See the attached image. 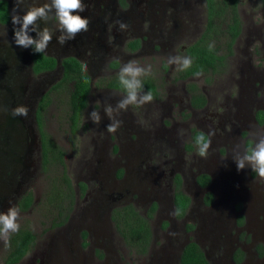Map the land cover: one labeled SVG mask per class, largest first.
<instances>
[{
  "label": "rangeland",
  "instance_id": "1",
  "mask_svg": "<svg viewBox=\"0 0 264 264\" xmlns=\"http://www.w3.org/2000/svg\"><path fill=\"white\" fill-rule=\"evenodd\" d=\"M152 2L158 6L160 2L168 4L170 0ZM133 7L138 5L133 4ZM237 13L240 32L229 48L222 24L210 35V43L217 48L218 54L224 55L222 65L215 73L180 80L177 77L179 64L167 63L169 56L183 57L186 45L201 33L205 20L203 0H186L183 18L166 29V33L163 32L172 38L170 42L156 40L161 44H155L154 49H150L146 42L141 51L122 56L116 72L130 58H134L131 61H136L141 68L146 69L151 65V75L142 79L143 82L153 81L155 89L152 102L139 108L132 105L126 111L114 113V118L123 121L116 133L102 131L103 125L106 128L109 125L102 118L100 124L91 121L90 113L93 110L100 113V110L104 112L105 107L109 106L106 104L102 110L96 99L80 113L76 129L71 132L66 90L58 89L53 92L50 104L41 113L40 127L33 124L29 135L36 136L42 131L63 149L64 175L67 181L60 168L43 165L40 152H33L31 163L25 169L26 178L16 187L17 175L12 179L11 172L17 170L5 167L3 162L8 156L0 152V189L16 188L17 191L21 190V194L29 192L32 198L30 206L20 210L17 222L20 228L33 233L34 240L16 264H149L152 253L168 245L167 235L178 232L176 240L182 242L186 236L181 229L182 224L194 225L195 219L196 224H199L198 236L207 234V228L212 227V241L219 242L217 250L209 251L207 239H201L204 240L203 249L213 264H230V254L237 244L249 253L240 264L261 263L253 256V246L249 240L252 234L254 241L264 244V180L258 178L250 168L243 170V176L248 183L253 182L259 188L263 186L260 191V206L247 205V225L245 221L238 238L228 219L223 221L217 217L214 219L216 222H209L210 211L205 212L202 217L204 224H201L202 220L193 218L195 210L191 211L184 222L173 220L167 186L170 172L180 171L184 178H188L190 172L195 170L194 166L211 162V156L216 153L217 148L228 149L233 142L241 152L239 155H243V147L247 142L252 146L253 142L258 143L264 138V123L258 125L254 121L255 112L264 111V13L260 10L259 0H239ZM138 31L136 27L135 33ZM190 84L194 88H190ZM193 92L203 95V105H189ZM118 96L124 98L123 95ZM222 122L224 123L221 125ZM217 123L220 127H217ZM192 129L207 134L209 131L214 132L210 154L206 158L198 155L197 148L193 147L188 138ZM224 132L227 134L224 135ZM220 158H223L222 154ZM189 166H193L189 171L177 170ZM125 167L129 169L126 170L125 180L129 184L134 183L129 187L125 186L129 191H139L142 186L140 184L145 185L144 189H149L146 181L155 183L154 175L157 171L165 174L161 180V189L156 193L164 197L156 199V209L149 218L153 233L150 252L142 255L127 247L109 217L111 209L117 206L131 204L142 215L150 207L147 198L153 197V191H139L138 199L135 198V193L132 194V199L128 193L119 201L112 198L114 193L107 189L115 181L112 173L117 177L121 176ZM247 173L250 176L248 174L247 177ZM136 183H140L138 187L135 186ZM79 184L84 186L83 190ZM15 193L11 191L7 198L0 201V213H6L9 207L15 206ZM245 193L252 194L250 191ZM240 204V199L234 201V214L239 212ZM226 208L224 204L219 211ZM240 210L243 211V208ZM212 214L214 215L213 212ZM228 217L231 219L230 214ZM168 220L172 223L171 227H168ZM164 223L166 224L163 225ZM246 228L249 231L247 238L243 240ZM168 231L173 233H167ZM191 231L192 229L187 239L196 240ZM171 246L169 243L170 248ZM6 253L7 246L0 241V264H4ZM170 254L175 255L174 249Z\"/></svg>",
  "mask_w": 264,
  "mask_h": 264
},
{
  "label": "flooded vegetation",
  "instance_id": "2",
  "mask_svg": "<svg viewBox=\"0 0 264 264\" xmlns=\"http://www.w3.org/2000/svg\"><path fill=\"white\" fill-rule=\"evenodd\" d=\"M43 2L44 0H25L24 7L26 8L33 3L38 5ZM82 2H84L86 10L79 13V15L84 18H89V31L77 34L75 39L65 41L63 46L57 43V37L60 33H54L52 41L50 42L48 49H46L47 54L42 53L45 57L53 60V65L52 67L35 71V55L32 53V48L24 49L18 47L13 40L14 26L11 23V12L15 0H0V5L4 3L7 13L6 20L0 21V30H3L5 27L7 29L6 38L0 37V106H3L5 109L0 111V152L8 156V159H5L6 164L3 162L5 167L8 168V170H17L14 173L11 172L12 179L14 175H17V180L15 182L16 187L26 178L25 169L29 167V164L31 163V155L33 152L38 154L41 149L40 134L37 133L36 136L29 135L30 127L33 124L38 126L37 115L39 114L41 116V113L50 104L53 92H56L58 89L66 90L68 99L69 89H72V86L75 83L73 77L69 81H63L64 65L62 64V61L71 58L76 60L81 66L84 63L87 64V71L83 69L88 78V89L85 95L86 103L80 110L79 116L94 99L100 102L98 105L102 110L106 104H109V106L115 109L118 102L122 99L118 95H123L124 90L122 87L109 86V84H119L118 72H116V70L121 64V57L125 56V54L131 55L141 51L146 42H148V47H150V49H154L155 44H157V46L161 44L160 41L156 40L161 39L163 43L170 42L172 38L167 34H163V32L166 33V29H169L175 23L180 22V19L184 16L186 8V0H170L168 4L160 2L158 6H155L152 0H82ZM259 3L260 10L264 13V7L262 6L261 0H259ZM133 4L138 5V7H133ZM203 6L205 20L202 31L206 24V0H203ZM238 6L239 0L237 2V9ZM23 14L24 13L21 11L20 15ZM118 20L123 21L128 25L126 31L119 30V26L115 23V21ZM37 23L41 28L45 26L41 21H38ZM53 23L55 22L53 21ZM136 27L139 30L138 33H135ZM29 35L33 39L37 38L36 33L34 32H30ZM196 39L190 41L186 47L195 42ZM183 56H187L185 49ZM133 59L134 58H130L129 61ZM179 72L181 71L177 70V77L180 80H186L196 76L193 75L181 78ZM144 83L155 84L151 80L150 82H143V84ZM143 91L147 90L143 89ZM152 93H154V91H152ZM42 103H45V105L40 107ZM190 103L191 102L189 101V105L191 106ZM20 105H25L29 109L26 118L13 117L11 115V110ZM89 109L90 108H88V111ZM99 114L104 121L108 123L111 122L105 112H101L100 110ZM79 116L77 119L78 122ZM254 121L258 124L256 119ZM223 123L224 122H222L221 125ZM263 123H259L258 125H263ZM216 125L217 127H220L219 123ZM102 131H106L105 125H103ZM189 134L188 138H190L193 147L197 148L196 144L192 142L191 133ZM225 134L227 133L224 132V135ZM205 135H207V133H205ZM226 137L229 138L228 135ZM244 142L245 138L242 142L243 145ZM250 147L251 143L249 144V142H247V145L243 147L245 150L242 153L244 154L246 149H249ZM240 153L238 146L232 142V144H229L228 149L227 147L224 149L222 148L221 150L217 148L216 153L211 156V162L201 163L202 165L196 167L194 166L195 170L190 172L188 178H184L180 171L176 173L170 172L167 186L170 191L169 203L172 211L171 218L173 220L184 222L185 219H188L191 211L195 210L193 218L202 220L201 224H204L202 217L205 212L210 211L209 222H216L214 219L217 217L223 219V221L228 219L235 230V237L238 238L239 232L243 229L245 221L247 225L249 216L247 214V205L256 204L260 206V191L263 188V186L259 188L253 182H247V179L243 176V170H248L247 167L240 171L237 170L233 157ZM221 154L223 155V158H220ZM192 168L193 166H189L188 168H180L177 170L189 171ZM126 170L129 169L125 167L122 175L118 177L115 176L114 172L112 173L115 181H113V186L107 188L111 189V192L114 193L115 196L112 198H117L119 201L128 193L130 199H132V194L135 193V198L138 199L140 197L139 191H153L154 193H151L153 197L147 198L148 204L151 205L153 202L157 204L158 201L156 199L164 197H161V195L158 194V196L156 195L161 189V180H163V177L165 176L164 173H160L159 171L155 173V183L152 181L145 182V184H149V189H144V184L136 183L135 186L137 187L139 184L142 185L139 187L140 190L135 191L136 189H132L129 191L125 186L127 185L129 187L130 184L134 185V183L129 184L128 180H125V177L127 176ZM201 174L206 176V181L203 185H200L196 181L197 176ZM248 174L249 173L246 174L247 177ZM176 175L179 177V190L189 198L188 205L181 218L175 217L172 206ZM247 188L248 190H246ZM11 191L16 192L14 197H11H13V203L17 207V201H19L26 193L21 194V190L17 191L16 188H11V190L6 187L0 189V201L7 198ZM246 191H250L252 194H246ZM206 196L210 197L209 203H205L204 201ZM239 199L241 200L240 208H243V211L239 208L238 210L240 213L235 210L236 212L234 214V201ZM244 200H246V202ZM120 204L121 203H119V205ZM224 204L227 206L226 210L219 211ZM228 211H230L228 215L230 214L231 219L227 215ZM195 220L193 221L194 225L191 223V232H193V235L195 234L194 236L196 237V240L192 241H194L202 250L208 264H213L212 260L208 258L206 250L203 249L202 242L204 240L201 241V239H207V243H205L208 250H217V244L219 242L214 243L215 240L212 241L214 235L211 234L213 232L212 227L207 228L208 235L202 234L201 236H198L197 229L199 224H196ZM167 224L169 225L168 227H171L172 223L168 220ZM185 228L186 225L183 223L181 229L186 236L182 242H177L178 240H176L177 237L175 235L178 232L173 233L172 231H168L167 233H173V235H167L169 236L166 240L168 245L163 246L159 251L152 253V257L149 259V264H178L179 252L183 245L189 241L187 235L190 234V230H187V232ZM205 230L206 229H204V231ZM245 230L243 240L247 238V231H249L247 228ZM153 241L154 239L152 242ZM249 241L250 245L253 246V256L261 261L260 264H264V244L254 241L252 234L250 235ZM169 243L172 245L171 248L169 247ZM150 247L151 243L148 245L146 252H150ZM173 249L175 255L170 256V252H172ZM236 250L241 252V259L237 264L242 263L249 255V253L243 250L242 246L237 244L230 254V264H235L233 253ZM214 264L219 263L217 262Z\"/></svg>",
  "mask_w": 264,
  "mask_h": 264
},
{
  "label": "trees",
  "instance_id": "3",
  "mask_svg": "<svg viewBox=\"0 0 264 264\" xmlns=\"http://www.w3.org/2000/svg\"><path fill=\"white\" fill-rule=\"evenodd\" d=\"M238 0H206V24L204 30L196 39L185 48V53L188 57L192 58L191 68L179 72L181 78L187 76H193L197 71L202 70V74L215 73L218 71V67L222 65L224 55L218 54L217 48L210 43L211 33L216 32L219 24L223 25V30L227 37V48L235 41L240 32V20L237 13ZM264 7V0H261ZM7 13L4 3L0 5V21H5ZM210 45L211 50H210ZM34 56V70L46 69L52 67L53 60L45 57L42 54L35 53L32 49ZM50 63V64H49ZM64 65L63 81H69L72 77L75 80L72 89H69V95L67 99L68 105V120L70 122V131L73 132L77 126V119L80 110L86 103V93L88 89V78L85 74L82 66L74 59H64L62 61ZM109 86L122 87L117 83H110ZM194 88L192 84L189 86ZM144 89L147 91H154V85L151 83H144ZM204 104V97L200 93L192 94L191 105L198 107ZM45 103H42L40 107H43ZM255 119L258 123L264 122V111L258 110L255 112ZM38 127H40L41 116L37 115ZM200 131L192 129L191 137L192 142L195 144V137ZM41 137V162L42 164H49L57 166L61 170V174L64 176L65 181L67 178L64 175V151L57 146L50 137L44 132L40 131ZM206 176L204 174L198 175L196 181L203 185L205 184ZM67 183V182H66ZM80 185V189L83 190L84 186ZM205 203L210 202V197H205ZM32 198L30 193H26L19 201H17V207L20 210H25L30 206ZM189 198L179 190V177L176 175L174 183L172 206L176 218H181L187 207ZM156 209V203L153 202L146 214H140L133 205L126 204L124 206H117L110 211V220L114 229L123 238L128 248L134 249L139 255L145 254L147 247L151 242L152 228L149 223V218ZM164 223L163 225H165ZM192 224L186 225V230H191ZM84 235V233H83ZM34 240L33 233L26 229L20 228V230L12 234L10 239V245H7V253L4 259V264H14L17 262L29 249ZM241 259V252L236 250L233 253V260L238 263ZM178 264H208L202 250L192 240H189L183 245L179 252Z\"/></svg>",
  "mask_w": 264,
  "mask_h": 264
},
{
  "label": "clouds",
  "instance_id": "4",
  "mask_svg": "<svg viewBox=\"0 0 264 264\" xmlns=\"http://www.w3.org/2000/svg\"><path fill=\"white\" fill-rule=\"evenodd\" d=\"M25 0H15L14 7L11 12V23L13 27V40L16 46L27 49L32 48L35 53L47 54L46 49L52 41L53 35L59 32L57 43L61 46L65 41L75 39L77 34L88 32L90 20L79 15L86 10V6L82 0H44L41 4H31L24 7ZM23 15H20V12ZM75 13V14H74ZM43 22V28L37 23ZM53 21L55 23H53ZM119 26V30L126 31L128 25L123 21H115ZM18 26V27H17ZM36 33V39H33L29 33ZM7 29L0 30V37L6 38ZM210 45V50H211ZM192 58L188 56H169L167 63L169 65L179 64V71H185L192 66ZM82 68L87 71V64H82ZM152 66L141 68L137 66L136 61H129L127 64L121 65L118 72L119 84L124 90L123 99H121L116 108L107 106L104 109L105 114L111 121L106 128L109 133H116L122 126L121 119L114 118V113L126 111L129 106L135 105L142 107L153 101L151 91L144 92V84L142 77L151 75ZM194 75H202V70L197 71ZM143 93V94H141ZM97 103H100L97 101ZM5 110L0 106V111ZM29 109L25 105H20L11 110L13 117L26 118ZM90 119L95 124H100L101 116L98 111L93 110L90 113ZM214 132L209 131L207 135L200 132L195 137L198 155L206 158L210 153L209 149L212 144V136ZM237 170H243L246 167L251 169L256 176L264 180V138L258 143L253 142L249 149H246L243 155L233 157ZM20 209L16 206L8 208L6 213H0V241L10 245L12 234L20 230V224L17 222L20 219Z\"/></svg>",
  "mask_w": 264,
  "mask_h": 264
}]
</instances>
